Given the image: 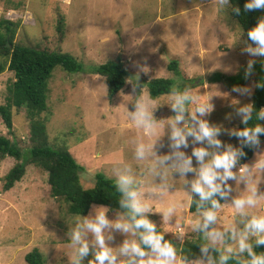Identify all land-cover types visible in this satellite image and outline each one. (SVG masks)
Wrapping results in <instances>:
<instances>
[{
    "label": "rangeland",
    "instance_id": "rangeland-1",
    "mask_svg": "<svg viewBox=\"0 0 264 264\" xmlns=\"http://www.w3.org/2000/svg\"><path fill=\"white\" fill-rule=\"evenodd\" d=\"M61 17L65 19L63 35L57 30ZM2 18L20 21L15 44L70 53L82 65L78 73L65 72L60 66L54 69L49 85L48 133L53 147H66L82 165L81 181L85 188L95 185L98 173L115 180L113 168L124 163H130L135 172L140 171L143 162L134 159L130 141L136 136L148 138L131 120L129 111L133 110V100L140 91L152 102L151 107L164 102L166 95L157 100L150 98L146 83L152 78H173L178 88L185 85L195 88L204 101L213 105L205 119L221 127V141L238 146L237 137L228 132L239 128L240 117L235 114V107L252 103L254 78L246 85L252 89L250 96H242L224 83L210 80L216 74H235L245 68L249 59L257 63L264 61V57H251L242 51L246 43L244 33L232 18L230 7L222 10L216 0H0ZM118 58L124 62L128 78L125 88L110 102L105 78L94 69ZM173 60L179 62L180 75L168 70ZM258 67L264 68V63ZM134 77L144 85L135 93L128 82ZM12 81L13 72L6 70L0 75V104L6 103L7 87ZM173 114L167 104L157 105L154 110L157 119H167ZM28 132L25 109L14 110L12 133L0 117V136L18 141L24 151L30 148ZM161 142L165 145L168 142L167 128L155 146L158 155L170 151L167 147L159 148ZM192 146L190 143L184 149L187 154ZM15 163L11 157L0 161V264H28L25 256L34 248L42 252L48 264H69L64 250L68 222L75 214L69 213L65 201L51 196L48 173L33 164L27 165L24 178L13 189L4 191V178ZM256 174L261 178L258 193L264 192V171L257 170ZM191 177L192 173H188L187 178ZM173 180L175 186L165 194L163 202L152 203L154 208L163 209L169 202H177L178 224L174 225L175 216L169 224H163L161 213H150L156 226L168 230L165 233L179 247L185 240L199 236L190 231L198 214L189 211L190 204L185 207L182 203L187 199L183 190L187 186L182 187V180L175 173ZM229 183L236 189L231 195H237L245 187L243 182ZM230 198L225 201L229 205L221 210V221L238 218ZM250 211L264 214V200ZM106 215L114 219L115 211L109 209ZM179 228L185 232L182 242L172 232ZM114 236L109 242L113 247L125 238L118 232ZM91 258L90 250L83 264Z\"/></svg>",
    "mask_w": 264,
    "mask_h": 264
},
{
    "label": "clouds",
    "instance_id": "clouds-1",
    "mask_svg": "<svg viewBox=\"0 0 264 264\" xmlns=\"http://www.w3.org/2000/svg\"><path fill=\"white\" fill-rule=\"evenodd\" d=\"M216 4L222 10L230 6L229 0H216ZM243 8L245 11L264 9V0H245ZM232 11L239 15L241 10L232 6ZM247 40L251 43L246 42L242 51L251 57H264V16L248 30ZM254 63L253 59L247 61L245 79L252 74ZM128 82L133 93L138 87H144L138 77ZM261 86L264 84H257V87ZM194 89L190 85L170 88L164 102L157 104H167L174 113L167 119H157L154 116L157 105L151 107L152 102L145 99L142 91L136 94L129 116L148 139L136 136L130 142L134 146V159L143 162L142 167L139 172H135L130 163L113 168L121 210L115 211L114 219H109L106 215L109 209L104 206H93L87 215L78 213L71 218L64 250L69 264H83L90 250L92 258L87 264H229L230 261L234 264H264V252L255 251L256 247L264 245V214L250 211L264 200V192L258 193L261 178L256 174L257 170L264 171V152L257 153L251 166L240 164L237 167L245 155V146H260L264 125L258 122L249 125L248 122L253 119V104L235 101L239 104L234 109L235 114L247 126L228 132L237 137L238 146L222 142L219 138L221 127L205 119L213 105L204 101ZM231 91L250 96L252 89L234 85ZM254 118L256 121L264 120V107L255 111ZM165 128L168 142L166 145L161 142L159 148L167 147L170 151L158 155L155 146L164 135ZM190 143L193 146L191 153L187 154L184 149ZM174 173L182 180V187L187 186V190L183 187L187 194L183 205L195 204L198 214L190 227V231L199 234L203 241L196 259H190L183 253L182 247L165 239L164 233L168 230H157L156 224L147 215L150 212L161 213L163 224H169L175 216L174 225L178 224L177 202H169L163 209L154 208L152 203L163 202L165 194L174 188ZM188 173H192L191 179L187 178ZM230 180L236 185L243 182V191L231 195L236 189L229 183ZM193 195L197 197L195 200ZM229 197L238 218L221 221V210L224 205H229V202L221 203V200L227 201ZM179 229L172 232L182 242L185 232ZM116 232L124 234L125 238L113 247L109 242L115 239Z\"/></svg>",
    "mask_w": 264,
    "mask_h": 264
},
{
    "label": "trees",
    "instance_id": "trees-1",
    "mask_svg": "<svg viewBox=\"0 0 264 264\" xmlns=\"http://www.w3.org/2000/svg\"><path fill=\"white\" fill-rule=\"evenodd\" d=\"M245 0H229L230 14L241 27L247 43V32L254 27L259 18L264 16V9L245 11L243 5ZM232 6L240 8V14L232 11ZM65 19L61 17L57 30L63 35ZM20 21H12L7 18L0 20V75L9 70L14 73V81L7 87L8 96L5 104H0V117L9 130L13 131L14 110L25 109L29 120L28 138L30 148L27 151L21 147L18 141L8 136H0V161L7 157L16 160L15 165L5 176L4 191H10L20 182L25 174L28 164H33L48 173V183L51 186V196L55 199H62L68 205L71 214L87 215L93 205H103L111 211L119 209L120 194L116 191L114 180L102 173L95 176V185L85 188L81 181L82 165L66 147L55 148L51 145L48 133V116L50 113L48 98L50 91V80L53 71L60 66L65 72L78 73L82 71L81 63L70 53L62 51H48L14 43ZM11 45V46H9ZM254 63L252 74L245 79L244 68L235 74H216L211 78V83L222 82L228 89L234 85L246 86L250 78H254L255 89L252 94L254 107L253 119L249 125L260 123L264 120H255V111L264 107V86L257 87V84H264V68L260 69ZM95 72L105 78L108 87V100L112 102L116 95L125 88L128 71L124 62L118 58L104 63ZM168 70L180 75L179 62L173 60L168 65ZM190 81V80H188ZM191 82V81H190ZM151 99L157 100L165 96L172 86H175V79L156 77L146 83ZM247 125L240 122L239 128ZM264 141V134L260 135ZM255 147H244L245 155L239 160V164H245L253 157ZM197 197L193 195L195 200ZM225 203V200H221ZM189 211L196 213L195 204H190ZM148 218L154 222V215L148 213ZM162 230L157 226V230ZM164 238L170 240L174 245L177 243L173 238L164 233ZM200 243H203L200 236L185 240L179 247H182L184 254L190 259H196L200 255ZM178 244V243H177ZM257 252H264V245L255 248ZM215 255V253H214ZM28 264H48L44 255L38 248H34L25 256ZM229 264H234L230 261Z\"/></svg>",
    "mask_w": 264,
    "mask_h": 264
},
{
    "label": "crops",
    "instance_id": "crops-1",
    "mask_svg": "<svg viewBox=\"0 0 264 264\" xmlns=\"http://www.w3.org/2000/svg\"><path fill=\"white\" fill-rule=\"evenodd\" d=\"M260 152H264V145H260L258 147H255L254 153H253V157L249 161H247L246 163H248L250 161H254L255 162L256 158H257V153H260Z\"/></svg>",
    "mask_w": 264,
    "mask_h": 264
},
{
    "label": "built area",
    "instance_id": "built-area-1",
    "mask_svg": "<svg viewBox=\"0 0 264 264\" xmlns=\"http://www.w3.org/2000/svg\"><path fill=\"white\" fill-rule=\"evenodd\" d=\"M179 231H180V229H179Z\"/></svg>",
    "mask_w": 264,
    "mask_h": 264
},
{
    "label": "water",
    "instance_id": "water-1",
    "mask_svg": "<svg viewBox=\"0 0 264 264\" xmlns=\"http://www.w3.org/2000/svg\"><path fill=\"white\" fill-rule=\"evenodd\" d=\"M9 46H11V45H9Z\"/></svg>",
    "mask_w": 264,
    "mask_h": 264
}]
</instances>
